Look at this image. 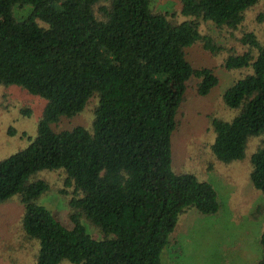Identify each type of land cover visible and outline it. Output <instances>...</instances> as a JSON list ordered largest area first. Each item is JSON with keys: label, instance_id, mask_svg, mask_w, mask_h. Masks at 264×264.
<instances>
[{"label": "trees", "instance_id": "obj_1", "mask_svg": "<svg viewBox=\"0 0 264 264\" xmlns=\"http://www.w3.org/2000/svg\"><path fill=\"white\" fill-rule=\"evenodd\" d=\"M172 1V11H157L151 0H0V85L45 102L34 138L0 160V204L19 196L21 233L36 243L33 264H162L182 213L218 212L212 185L172 165L188 82L197 80L199 95L218 83L214 70L189 63L191 45L226 50L222 68L249 70L222 93L236 113L211 118L210 151L223 163L241 160L249 137L262 135L249 177L264 195V43L245 31L235 39L247 49L237 52L227 37L200 29L206 22L233 33L262 0ZM88 107L90 127H54ZM42 171L64 172L69 226L38 202L49 190ZM259 242L256 264H264V230Z\"/></svg>", "mask_w": 264, "mask_h": 264}, {"label": "rangeland", "instance_id": "obj_2", "mask_svg": "<svg viewBox=\"0 0 264 264\" xmlns=\"http://www.w3.org/2000/svg\"><path fill=\"white\" fill-rule=\"evenodd\" d=\"M153 9L172 11V0H151ZM264 10V0L245 12L243 25L233 33L211 28L201 22L204 33H215L227 37L228 50L242 52V46L235 38L242 32L253 31L264 43V20L258 14ZM29 12L28 7L17 9L18 16ZM176 19L182 18L178 14ZM222 41V38H220ZM186 58L195 68L214 70L218 83L206 95L195 93L197 80L192 78L187 87V95L178 116L177 131L171 135L172 165L181 173H191L198 180L206 181L217 192L220 208L212 215L201 214L194 208L180 215L172 241L161 254L162 264H256L262 256L259 242L264 230V195L256 190L250 180V157L260 144V136L249 137L245 157L230 163L214 158L210 146L214 140L211 118L229 120L235 115L222 99V93L240 79L248 69L222 68L227 51L217 55L191 45L185 49ZM45 102L29 95L18 86L0 85V160L8 157L28 144L36 135L37 123ZM24 110H29L27 116ZM92 114L88 107L84 113L72 119L63 118L54 127L71 128L74 125L90 127ZM173 168V169H174ZM175 170V171H176ZM64 172L42 171L38 178L48 183L49 190L38 200L61 222L69 226V198L72 189L63 186ZM65 189L67 195L59 193ZM260 210H259V208ZM258 209V210H257ZM256 214L253 217V213ZM259 211V212H258ZM22 205L19 196L0 204V264H33L35 242L28 241L21 233L20 215ZM87 225L88 232L99 238L98 230ZM60 264H77L62 260Z\"/></svg>", "mask_w": 264, "mask_h": 264}]
</instances>
